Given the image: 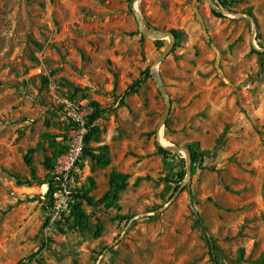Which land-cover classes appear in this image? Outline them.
<instances>
[{
	"label": "rangeland",
	"instance_id": "obj_1",
	"mask_svg": "<svg viewBox=\"0 0 264 264\" xmlns=\"http://www.w3.org/2000/svg\"><path fill=\"white\" fill-rule=\"evenodd\" d=\"M226 1L0 0V264H264V0ZM90 102L108 164L79 155L49 201L24 182L44 157L56 177ZM157 145L199 153L189 202L183 155ZM111 170L128 177L117 200L74 215L71 195L95 202Z\"/></svg>",
	"mask_w": 264,
	"mask_h": 264
},
{
	"label": "trees",
	"instance_id": "obj_2",
	"mask_svg": "<svg viewBox=\"0 0 264 264\" xmlns=\"http://www.w3.org/2000/svg\"><path fill=\"white\" fill-rule=\"evenodd\" d=\"M214 1L217 2L223 8L229 7V5L232 4L230 2H227L226 0H214ZM216 16H220V15L217 13ZM248 16H250V15H248ZM169 33L173 37L175 36V33L173 31H170ZM156 42H158V41H156ZM146 78H148L147 72H145L143 77H138L137 79L132 81L131 84L124 90V92L121 96V99L118 100V104H119L118 106L123 105V99L125 97H127L131 94H135ZM89 104H90V107L92 108V110L87 115L86 121L83 124V128L85 130V133L81 136L82 147H81V151H80V158H88L90 161H93L97 164H104L105 165V164H108V157H107V153H106V148L104 146H102L99 148L98 153H94L93 149H91L89 147V143L95 141L97 138V135H98V129L95 125H93V122L96 119L100 118L103 114H105L107 112V110L100 108L99 105L95 102H90ZM185 147H187V149L190 152V163L192 165L195 163L196 158L199 155V153L189 146H185ZM63 150L64 149H62V151H58V152H63ZM30 152H31V150H28L26 155H24V157H23V162L27 166H30V162H31L30 157H29ZM156 153L163 158H165L166 156H170L169 152H167L165 149H163L162 147H160L158 145L156 147ZM42 165L47 170L45 177L43 179H38V178L34 177L33 171H31L30 181H25L24 184H26V185L35 184L37 186L46 185L47 190L44 194V197L46 199H48L49 201H51V195L56 190V189H54L55 187L53 185L52 180L56 177H53L51 175L52 167H51L49 158L44 157V159L42 161ZM177 176H178L179 180H182V178L184 176V172L183 171L179 172L177 174ZM127 178H128L127 175L120 174V173H117V172L111 170L107 176V190L95 202H93V200L90 197H87L78 191L76 193L72 194L71 197L74 200V204L72 205L71 208L74 211L73 212L74 215L80 212V206H81L82 202H85L88 206H94V204H98V205L113 204L117 200L118 193L126 185ZM196 223L204 231V227H203L201 221L198 220ZM30 258L31 257H29V259Z\"/></svg>",
	"mask_w": 264,
	"mask_h": 264
},
{
	"label": "water",
	"instance_id": "obj_3",
	"mask_svg": "<svg viewBox=\"0 0 264 264\" xmlns=\"http://www.w3.org/2000/svg\"><path fill=\"white\" fill-rule=\"evenodd\" d=\"M134 19H135V23H136V28L137 31L141 34L144 35L146 37H150L153 38L155 40H158L160 37L164 36V35H168L170 38V43L168 46V50H170L173 46V41H174V37L170 34V33H163L160 31H152L149 29H146L143 27L142 24V20L140 18V16L137 13H133ZM167 51H164L157 59L156 61L153 63V69L152 72L155 73V76L153 77V82L157 88V91L160 95V97L163 99L164 103H165V117L162 120V124L165 123L166 121V117L169 113V108H170V102L167 99L166 95L163 92V87L160 81L159 76L157 75V73L155 72V67L156 65L165 57V55L168 53ZM158 129L159 127L156 128L155 131V139L156 141H158ZM167 152L169 153H181L183 155V160H184V179H183V183H184V188H185V192H186V197L188 202L190 201V189H189V182H190V152L187 149V147L185 146H170L166 149ZM200 221V220H199ZM204 233L206 234V232L204 231ZM211 248V246H210ZM212 254V250L210 251ZM213 264H215L213 262Z\"/></svg>",
	"mask_w": 264,
	"mask_h": 264
},
{
	"label": "built area",
	"instance_id": "obj_4",
	"mask_svg": "<svg viewBox=\"0 0 264 264\" xmlns=\"http://www.w3.org/2000/svg\"><path fill=\"white\" fill-rule=\"evenodd\" d=\"M73 121H75L78 125L77 128V138L75 139L74 144L72 145V148L70 152L61 160V163L58 167V173H56V181H58L60 184L58 185V188L56 190L57 193L60 195L63 193H67L65 186L63 185V181L66 178V175L68 171L73 166L74 162L77 160L78 156L80 155L81 151V136L85 133V130L83 128V123L81 119H78L76 117H73Z\"/></svg>",
	"mask_w": 264,
	"mask_h": 264
}]
</instances>
